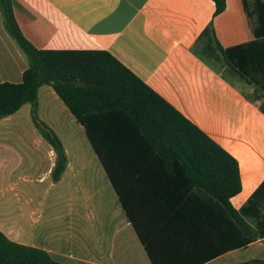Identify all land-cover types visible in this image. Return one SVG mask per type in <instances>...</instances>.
I'll use <instances>...</instances> for the list:
<instances>
[{
  "label": "crops",
  "instance_id": "crops-1",
  "mask_svg": "<svg viewBox=\"0 0 264 264\" xmlns=\"http://www.w3.org/2000/svg\"><path fill=\"white\" fill-rule=\"evenodd\" d=\"M11 1L35 48L111 54L233 156L241 191L231 205L258 238L240 245L223 208L179 163L172 174L157 154L124 150L106 155L109 175L85 128L49 85L38 91V117L63 143L68 166L53 181L57 157L31 105L2 119L0 233L62 264H153L133 217L157 264L264 260V101L253 99V88L221 53L264 42V0H226L219 15L213 0ZM28 66L0 15V84L21 83ZM7 209L20 210L13 235L3 222ZM22 210L30 216L29 237Z\"/></svg>",
  "mask_w": 264,
  "mask_h": 264
},
{
  "label": "trees",
  "instance_id": "trees-1",
  "mask_svg": "<svg viewBox=\"0 0 264 264\" xmlns=\"http://www.w3.org/2000/svg\"><path fill=\"white\" fill-rule=\"evenodd\" d=\"M213 1L216 15L225 11L226 0ZM0 15L29 65L21 83L0 84V121L22 106L31 105L33 122L57 157L53 181L61 179L68 157L57 134L38 117V91L45 85L53 87L85 128L109 175L111 169L106 155H117L124 150L155 153L172 174L179 163L192 184L205 190L223 208L231 225L239 232L240 245L247 247L257 240V231L231 205V199L241 191L240 168L233 156L111 54L38 50L21 32L11 0H0ZM221 53L231 70L253 88V99L264 101V42L229 52L221 49ZM107 121L112 123V128L99 127ZM121 199L128 209L124 197ZM131 219L151 261L157 264L150 242L140 225L133 217ZM0 264L62 263L44 250L18 244L0 233ZM236 264H264V260Z\"/></svg>",
  "mask_w": 264,
  "mask_h": 264
},
{
  "label": "rangeland",
  "instance_id": "rangeland-1",
  "mask_svg": "<svg viewBox=\"0 0 264 264\" xmlns=\"http://www.w3.org/2000/svg\"><path fill=\"white\" fill-rule=\"evenodd\" d=\"M249 88V87H247ZM249 90H251V88H249ZM7 214L6 217L4 219V224L6 226V228L9 230V232L11 233V235H13V222L15 221V218H19L20 216L18 215L20 210L17 209H10V210H4ZM22 212H25V218H23L21 224L24 225L27 228V231L25 232V236H30V227H29V223H30V216L28 213V210H22Z\"/></svg>",
  "mask_w": 264,
  "mask_h": 264
}]
</instances>
